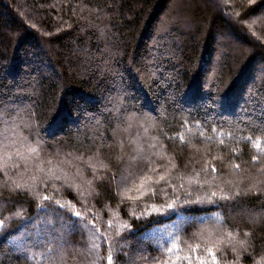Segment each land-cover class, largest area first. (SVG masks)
<instances>
[{"label": "trees", "instance_id": "1", "mask_svg": "<svg viewBox=\"0 0 264 264\" xmlns=\"http://www.w3.org/2000/svg\"><path fill=\"white\" fill-rule=\"evenodd\" d=\"M0 113L89 184L0 188V264H108L69 202L111 217L109 234L127 225L111 235L112 264H264V155L244 139L264 148V0H0ZM6 171L0 183H31ZM160 175L158 196L180 197L187 216L171 255L147 236L163 214L129 199Z\"/></svg>", "mask_w": 264, "mask_h": 264}, {"label": "snow or ice", "instance_id": "2", "mask_svg": "<svg viewBox=\"0 0 264 264\" xmlns=\"http://www.w3.org/2000/svg\"><path fill=\"white\" fill-rule=\"evenodd\" d=\"M13 124L15 121L12 122ZM0 125H4L0 127V174H3L5 177H7V171L6 169H12L14 170V176H19L21 179L24 178L25 175L31 173L29 176V179L31 180V183H29V180H24L23 183L17 181L15 178H10L11 182H9V179H5L2 183H0V188L7 187L11 191H29L35 187H37L38 183H43L44 187L48 186V180H61L65 179L67 177V173H64L63 176L59 175L58 172L63 173V168L60 166L63 163H68V161H60L58 163H53L52 160H45L41 157V142L37 141L36 145L34 146L31 141L28 140L27 137L22 136L18 131V126L16 128H13L9 125H7V122L3 121L2 113H0ZM145 134L147 133V129H144ZM203 135V133H201ZM220 135H224V133H220ZM228 135H231L228 133ZM181 142H184V137L181 135L179 137ZM244 139H247L250 141L253 145V147L257 150L259 155H264V148L261 147V141L258 138L255 141H252L251 137H245ZM130 145H133V151L137 154L144 152V146L139 143L138 138H133L128 141ZM221 144H223V140L220 141ZM120 147L123 148V142L120 143ZM155 144H150L149 148H155ZM235 151V150H233ZM154 155H159V153H153ZM77 159H82L81 157H78ZM91 159V158H90ZM253 161L257 162V157H253ZM29 163L32 164V168H29ZM21 165H23V171H20ZM47 166V167H46ZM102 167H107V165H101ZM172 167L174 168L175 165L173 164ZM233 168L235 170L240 169L239 164L233 165ZM95 171V169H93ZM205 173L209 171L207 167L203 169ZM211 171H215V167H211ZM261 172H264V168L260 169ZM200 175L199 172L195 173V176L198 178ZM46 177L47 179H43ZM165 177L161 176L160 180H164ZM158 182V181H157ZM190 183H199L198 179L190 180ZM88 183H91V181H88ZM54 187V185H53ZM141 188L144 187V182L141 181ZM57 192L59 189L56 190ZM145 193H141L143 195ZM153 194H155V190H153ZM215 195V193H213ZM44 200H51V196H43ZM139 197H137L138 199ZM226 198V197H222ZM129 199H132V197H129ZM55 203L59 204V201H55ZM60 207L65 208V205H60ZM74 206L71 205V202H69L68 210H71ZM154 211H159V209L155 208V206H152ZM168 207H172V205H168ZM72 214L80 219L83 220L84 218L81 216V213L79 211H74ZM15 215H21V213H15ZM143 215V213H142ZM111 226V225H110ZM3 227V224L0 223V228ZM84 227L87 228L88 225L84 224ZM124 228H127V225L124 226ZM231 236V233H229ZM247 236L248 233H245ZM92 249L99 248V244H92ZM173 251H176L177 253L180 251L178 247L173 245L172 248L166 249L167 254L171 255ZM210 255H213L212 253H209ZM177 259H181L179 256H177ZM183 259L188 261V264H191V260L188 257H184ZM108 264H112V255L111 252H109V255L107 257ZM172 264H176V261H173ZM199 264H203V261H199Z\"/></svg>", "mask_w": 264, "mask_h": 264}, {"label": "rangeland", "instance_id": "3", "mask_svg": "<svg viewBox=\"0 0 264 264\" xmlns=\"http://www.w3.org/2000/svg\"><path fill=\"white\" fill-rule=\"evenodd\" d=\"M224 1H227V0H215V2H219V5L224 3ZM63 172L67 173V177L65 179H67L68 184H71L74 188L83 189V187L85 188V186L89 187V184H87L86 182L84 183L85 181L84 175L79 169L76 172L72 173L71 168L70 170H68V168L64 166ZM58 174H60V172H58ZM161 176L163 175L157 176L156 179H150L144 182L143 188L140 187L141 185V182H140L136 186L135 191L131 192L130 197H132L135 203L142 204V207L144 208V210H146V212L153 213V214H160V213L163 214L161 223L156 224L148 232L147 236H148L149 241L158 246H162L166 242L167 244H170V247H173L174 245L173 235L175 234V230L176 228L179 229L182 223L187 219V216L184 214L185 209L183 207L185 206V204H184V201L180 199V197L179 198L172 197V195L167 192H164L163 194L160 193V195L158 196L157 190L154 187V185L161 183V180H160ZM85 189L87 190L88 188H85ZM173 189L175 190L173 192L174 194L179 193V190H177L176 187H173ZM153 190H155V194H153ZM141 193H145V194L141 195ZM148 195L152 196L151 202H147L143 199L144 196H148ZM199 195L202 196V194H199ZM137 197L139 198L137 199ZM200 198L201 197L197 196L194 200H199ZM170 204L172 205V207H168V205ZM68 205L69 203L65 205L66 206L65 208L67 209V213L72 214V212L74 211H79L81 213V216L84 218L83 220H80L72 214L73 217L77 219V223L81 224L82 228L87 232L86 239H87L88 249L92 251L91 256L94 257L98 253V251L100 250V247L104 244V242H106L108 245V247L106 248L107 254L109 255V252H111V255H112L113 254V249H112L113 239L111 235L114 234V232L118 233L125 226L124 222L117 220L115 222V228L113 229L115 231L109 234L104 229V227H102L101 220L107 221L108 226L111 227L110 225L113 224L111 217L107 218L105 216V213L103 212H96V213H93L92 215L91 212L93 211V208L91 210H88L86 206H84L83 204L80 207L79 204L71 203V205L74 206L73 208H71V210H68ZM152 206H155V208L159 209V211H154ZM211 218H215V217H211ZM84 224H87L88 227L85 228ZM209 228L210 227H208L207 225L202 226V230L198 232V233L203 232L200 235L201 237H199L200 240H204V238H207L206 231H208ZM218 232H219V228L217 229L212 226H211L210 231L207 232L211 245L216 243L215 242L216 240H219V237H217ZM229 238L232 239L231 236H229ZM94 243L99 244L98 250L91 248L92 244ZM97 260H98V257L96 256V260H95L96 263H97Z\"/></svg>", "mask_w": 264, "mask_h": 264}]
</instances>
